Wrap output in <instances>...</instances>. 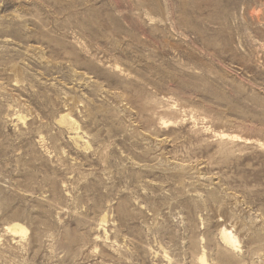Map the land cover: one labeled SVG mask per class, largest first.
Wrapping results in <instances>:
<instances>
[{
    "label": "rangeland",
    "instance_id": "1",
    "mask_svg": "<svg viewBox=\"0 0 264 264\" xmlns=\"http://www.w3.org/2000/svg\"><path fill=\"white\" fill-rule=\"evenodd\" d=\"M0 264H264V0H0Z\"/></svg>",
    "mask_w": 264,
    "mask_h": 264
},
{
    "label": "bare ground",
    "instance_id": "2",
    "mask_svg": "<svg viewBox=\"0 0 264 264\" xmlns=\"http://www.w3.org/2000/svg\"><path fill=\"white\" fill-rule=\"evenodd\" d=\"M227 137V136H226ZM13 230L17 233H24L26 234L27 230L23 227V226H20V225H14L13 227ZM11 230V229H10ZM12 231V230H11ZM13 232V231H12ZM235 236V235H234ZM227 229L223 228L222 229V237H223V240L228 244V246H232V247H235L236 244H237V240L236 238L234 237ZM223 241V242H224Z\"/></svg>",
    "mask_w": 264,
    "mask_h": 264
}]
</instances>
